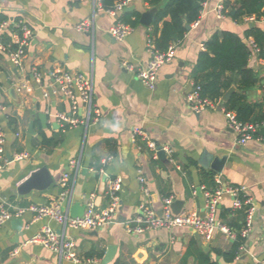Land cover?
Masks as SVG:
<instances>
[{
	"label": "crops",
	"instance_id": "0c3cea01",
	"mask_svg": "<svg viewBox=\"0 0 264 264\" xmlns=\"http://www.w3.org/2000/svg\"><path fill=\"white\" fill-rule=\"evenodd\" d=\"M121 1L0 0V18L22 21L33 30L25 72L11 62V34H0L6 46V50L0 49V127L6 133L7 159L0 167V209L5 207L14 214L0 228V264H199L202 253L218 264L264 263V144L258 138L244 146L238 143L236 133L228 125L223 99L215 108L200 112L193 111L187 101L196 85L193 73L199 55L207 50L206 42L216 33L231 31L251 43L253 36L247 39L245 33L253 27L264 32V16L234 20L236 0H209L199 23L190 24L184 38L174 42V57L161 66L156 88L151 90L123 62L135 69L148 64V39L156 34L153 24L145 25L140 19L123 41L115 39L108 30L118 20L132 18L133 12L142 16L154 8L145 0H133L126 6H133L132 10L124 8L114 16L99 7L100 3L105 8L113 7ZM219 3L225 8L221 17L215 10ZM85 19L92 22L89 32L75 28ZM162 26L160 22L159 28ZM34 65L41 69L46 85L51 82L49 71L53 69L84 73L92 79L94 101L102 111L100 123L62 127L54 116L70 111V101L62 94L45 98L37 86L32 92L19 93L17 86ZM248 66L257 73L258 82L245 92L247 100L264 104V58L253 52ZM233 86L234 92L238 91V85ZM41 113L47 114L46 127ZM79 113L86 116L85 108ZM135 128L162 146L165 157L154 158L147 140L133 138ZM16 152H27L29 156L17 161L13 159ZM205 154L211 156L210 162L226 158L221 173L201 165ZM108 156L113 159L104 164ZM43 166L51 172L53 185L47 190L18 194V186ZM209 173L216 183L221 180L234 186L245 185L246 194L257 203L253 230L241 256L227 261L218 253L230 252L234 242L221 232L206 242L190 227L129 230L139 225L134 219L141 212V204L162 215L167 197H172L173 202L184 201L181 212L203 215L204 192L214 190L206 180ZM140 176L146 178L148 192L143 191ZM116 177L122 178L121 202L116 221L103 228L64 230L54 220H35L29 209L33 204L58 201L60 188L62 193L68 192L63 204L69 208L76 202L85 205L86 199L96 194L95 203L103 209L110 201L109 181ZM21 209L24 211L17 215ZM238 210L229 194L219 200L218 216L234 229L244 221ZM45 225L73 241L80 262L61 259L43 246L29 243ZM207 244L208 251L204 249ZM110 245L116 246L114 258L103 262Z\"/></svg>",
	"mask_w": 264,
	"mask_h": 264
},
{
	"label": "built area",
	"instance_id": "2783aa9c",
	"mask_svg": "<svg viewBox=\"0 0 264 264\" xmlns=\"http://www.w3.org/2000/svg\"><path fill=\"white\" fill-rule=\"evenodd\" d=\"M133 0H123L113 7L105 8L102 3L99 7L111 15H117ZM209 0L203 3V9ZM202 9V11H203ZM215 10L221 17L224 15V6L217 4ZM201 11V13H202ZM201 16V15H200ZM252 19L253 17H249ZM199 19L192 24L197 25ZM92 22L90 19H85L75 26L82 32L91 30ZM133 30V26L118 20L113 24L108 32L117 40L123 41ZM9 32L13 38V49H9V55L12 64L21 72H25V60L27 58V49L33 37V30L22 21L4 20L0 22V34ZM251 47L253 52H259L258 47L252 41ZM0 49L6 50V46L0 40ZM147 49L151 54L148 64L144 68L135 69L132 64L123 62V65L132 72L136 77L149 89L154 90L157 83V75L161 66L170 61L175 54V43H172L166 51L157 48L152 38L148 39ZM21 83L17 86L19 93L32 92L33 87L37 86L42 89L45 98H49L51 94H62V96L70 101V111L57 112L54 114L57 121L62 127H75L79 125L92 123L98 124L101 121L102 111L98 104L94 101L93 81L84 73H73L62 69H53L49 71L51 82L48 85L44 83L43 73L41 69L34 65L25 75ZM51 87L49 90L47 87ZM187 101L190 108L195 112H200L208 107L215 108L219 102H214L208 98L201 96V87L195 85L187 95ZM85 108L86 116L80 115V110ZM228 125L237 135V141L244 146L253 138H258L264 144V120L243 122L236 118V114L227 110ZM142 138L147 140V144L152 150L153 157H158L159 146L156 142L149 140L145 132L140 128H135L133 138ZM6 133L0 127V167L3 160L6 159ZM170 150L166 148V150ZM171 151V150H170ZM27 152H16L13 154L14 160H22L27 158ZM113 156H108L103 160L106 164L111 161ZM140 182L144 192H148L146 186L147 180L144 176H140ZM67 175L63 178V185L66 186ZM122 188V178L116 177L109 181L107 194L110 201L107 207L99 209L95 203L96 194H92L86 199L85 211L80 216H71L69 212L62 209L63 201L67 197L68 192L61 193L59 200L50 204H33L29 209L34 213L35 220L51 219L57 222L64 230L66 228L76 230H93L103 228L116 221L117 209L121 202L119 191ZM246 186H234L225 184L221 180H217L214 190H205L206 211L203 215H198L192 212L175 213L172 209L173 198L167 197L164 199L162 215H158L155 210L148 207L146 204L140 205V213L134 219L139 225L129 230L136 232H144L150 229H172L174 227H190L206 242H210L217 232L226 234L231 240L235 241L239 236L245 239L241 245L236 258L241 256L246 249V240L251 234L256 218L257 203L254 199L246 194ZM229 194L233 197V206L242 208L246 206L245 224L242 229L233 230L230 226L223 222L218 216V204L221 197ZM24 209L18 211L20 215ZM14 214L5 207L0 209V228ZM29 243L39 244L44 248L56 253L61 259L80 262L81 257L75 251L73 241L67 240L58 229L45 225L33 235ZM261 264V263H260ZM264 264V263H262Z\"/></svg>",
	"mask_w": 264,
	"mask_h": 264
},
{
	"label": "trees",
	"instance_id": "16d2710c",
	"mask_svg": "<svg viewBox=\"0 0 264 264\" xmlns=\"http://www.w3.org/2000/svg\"><path fill=\"white\" fill-rule=\"evenodd\" d=\"M145 1L156 9L152 23L156 34L152 39L158 49L166 51L172 43L179 42L184 38L187 25L200 18L205 0ZM234 8H236V13L233 15L234 20H239L243 16H264V11H262L264 0H236ZM132 15V18L123 21L134 27L140 23L141 13L133 12ZM167 17H170V20H166ZM4 20H7V18L2 16L0 22ZM160 22H163L162 28H159ZM250 36H253V42L259 49V56L264 58V32L253 27L245 33L247 39ZM205 47L207 50L199 55L193 73L196 85L201 87V96L214 102H220L225 92L233 84H237L238 91L232 93L229 100L224 103L226 109L235 111L236 118L243 122L264 120V104L249 103L245 93L254 88L258 82L257 73L248 66L253 53L251 44L234 32L224 31L214 34L206 42ZM257 109L261 111L257 112ZM206 176L208 183L215 188L217 183L213 178V174L209 173ZM245 210L246 206L238 210L241 216H244V221L239 228H232L233 230L239 231L242 229L246 218ZM244 242L245 239L239 236L233 242V248L230 252L218 253L227 261L234 260ZM199 264L218 263L213 261L210 255L202 253Z\"/></svg>",
	"mask_w": 264,
	"mask_h": 264
},
{
	"label": "water",
	"instance_id": "95a60500",
	"mask_svg": "<svg viewBox=\"0 0 264 264\" xmlns=\"http://www.w3.org/2000/svg\"><path fill=\"white\" fill-rule=\"evenodd\" d=\"M132 9H133V6L132 7H125L126 11H129ZM155 13H156V9L144 12L141 16V22L145 25L150 26L153 23ZM233 14H234V12H233ZM186 28L189 29L190 25H187ZM234 91H235V88H234V86H232L230 89L227 90V92H225V94L223 96V100L228 101ZM40 118L42 120L44 127H46L47 118H48L47 114L41 113ZM158 155L161 156L162 158L165 157V152L162 150V146L159 147ZM210 161H211V156L209 157V155L205 154V156H203L200 163L202 166H204L206 168H212L216 172L221 173L223 170V167L225 165L226 158L225 157L224 158H215L212 162H210ZM53 183H54V178H53L51 172L49 171L47 166H43V167L37 169L36 171H34L29 176V178H27V180H25L22 184H20L17 188V192H18V194H27V193L31 192L32 190H47L53 185ZM197 192H198V194L201 193L200 187L197 189ZM61 193H62V188H60L59 195ZM183 205H184V201L176 200L172 203V209L175 213H179L182 211ZM62 209L64 211L69 212L71 216H80L85 211V205H83L79 202H76L69 208L67 204L66 205L63 204ZM16 222L21 223V220L20 221L18 220ZM204 249L206 251H208L209 250V244H207L204 247ZM115 252H116V246L110 245L108 247V250H107L106 256L104 257L103 262H109V261L113 260Z\"/></svg>",
	"mask_w": 264,
	"mask_h": 264
}]
</instances>
